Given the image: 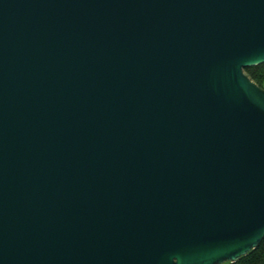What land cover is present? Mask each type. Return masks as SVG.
Returning <instances> with one entry per match:
<instances>
[{"label":"water","instance_id":"95a60500","mask_svg":"<svg viewBox=\"0 0 264 264\" xmlns=\"http://www.w3.org/2000/svg\"><path fill=\"white\" fill-rule=\"evenodd\" d=\"M264 0H0V264H222L264 237Z\"/></svg>","mask_w":264,"mask_h":264},{"label":"trees","instance_id":"16d2710c","mask_svg":"<svg viewBox=\"0 0 264 264\" xmlns=\"http://www.w3.org/2000/svg\"><path fill=\"white\" fill-rule=\"evenodd\" d=\"M245 73L264 88V62L244 68ZM222 264H264V237L259 244L240 256L236 261L224 262Z\"/></svg>","mask_w":264,"mask_h":264}]
</instances>
